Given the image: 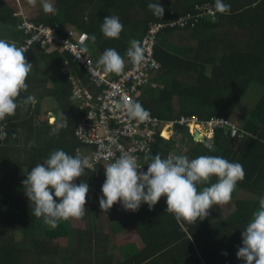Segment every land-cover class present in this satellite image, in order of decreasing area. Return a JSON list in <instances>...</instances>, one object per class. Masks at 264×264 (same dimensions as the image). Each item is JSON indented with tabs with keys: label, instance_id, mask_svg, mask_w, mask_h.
Instances as JSON below:
<instances>
[{
	"label": "trees",
	"instance_id": "trees-1",
	"mask_svg": "<svg viewBox=\"0 0 264 264\" xmlns=\"http://www.w3.org/2000/svg\"><path fill=\"white\" fill-rule=\"evenodd\" d=\"M150 2L164 7L163 17L149 10ZM214 3L215 0H55V13L42 11L39 16L28 18L34 24L56 28L60 36L69 40L77 42L85 37L82 47L96 60L106 49L113 48L123 57L124 66H128L129 42H142L153 23L165 24L157 33L154 46L164 84H151L150 93L146 92L149 87L142 92L143 107L166 121L182 116L203 122L226 119L244 133L242 138L238 134L231 137L225 128L217 129L209 145L195 142L188 127H176L185 137L183 142L188 139L185 155L190 160L201 155L220 156L243 165L245 178L236 186L241 192L232 193L236 209L216 220L225 207L213 205L207 218L178 223L172 213L166 212L167 198L162 196L151 209L145 204L140 212L111 224L113 234L133 229L144 242L142 248L137 244L120 247L122 260L118 264H246L236 253L242 246L243 228L264 196V89L241 125L232 117L250 88H264V0H224L231 6L230 11L217 12L216 19L203 18L194 26L174 25L196 6ZM110 15L118 16L123 25L119 38H106L101 32L104 18ZM23 20L13 6L0 0V39L17 47L26 44L31 34L19 30ZM191 39L198 40L197 49L187 48ZM25 57L33 68L26 80L27 90L21 91L18 99L35 93L34 101L0 120V133H7L0 136V174L3 172L7 179L0 183V264H93L101 258L103 264H110L112 256H105L109 238L104 236L105 243L95 224L89 232L75 230L69 219L60 221L54 229H43V218L31 214L22 183L26 172L42 163L53 150L63 149L70 155H75L77 149L80 153L86 151L76 136L84 111L71 96L74 80L80 78L89 83V77L68 52H50L34 43ZM155 74L151 76L152 83L158 79ZM50 98L58 104L56 126L50 117L46 118L44 110L43 102ZM178 140L158 136L151 155L159 153L166 158L175 151ZM178 154L184 155L181 150ZM22 166L27 171L19 170ZM101 174V169L88 167L73 181L77 185L89 184L85 207L89 219L94 221L103 215L113 218L122 207L117 202L108 212L100 208L104 183ZM217 179L212 176L207 184L197 185L198 191ZM54 199L59 202V198ZM64 241L69 243L68 248L60 244Z\"/></svg>",
	"mask_w": 264,
	"mask_h": 264
},
{
	"label": "clouds",
	"instance_id": "clouds-1",
	"mask_svg": "<svg viewBox=\"0 0 264 264\" xmlns=\"http://www.w3.org/2000/svg\"><path fill=\"white\" fill-rule=\"evenodd\" d=\"M29 3L35 5L36 0H29ZM214 7L219 13H227L231 8L224 0H215ZM42 8L46 13L57 11L51 0H42ZM148 8L155 16H164L165 10L160 3L150 2ZM122 30L118 16H107L101 24V32L106 38H119ZM95 39L93 35L92 40ZM129 43L126 56L134 65H140L144 59V48L138 40ZM87 51V48L81 49L82 53ZM124 64L123 57L113 48L106 49L97 61V67L107 73H121ZM32 68L23 47L0 39V120L15 115L18 107L26 109L34 101L30 95L18 99L21 91L27 90L26 80ZM119 107L131 119L149 120V111L139 102L123 99ZM3 135L7 133H0ZM144 159L146 172L138 165L137 157L128 151H121L113 162L104 165L106 180L99 200L103 212H108L117 202H121L125 210L137 211L142 203L151 209L165 196L166 212L172 213L178 223H191L207 218L213 205L228 203L237 182L245 178L242 164L220 156L201 155L190 160L186 155L170 153L165 158L157 153L146 155ZM89 166V158L82 156L79 149L75 155L56 149L42 163L26 172L22 183L30 200L32 216L43 218L44 223L53 229L60 221L82 218L87 211L89 184L81 182L77 185L73 181L81 177ZM212 176L217 177V181L198 191L197 185L207 184ZM54 196L59 198V202ZM258 204L251 220L243 228L242 246L236 253L238 259L246 264H264V196L260 197Z\"/></svg>",
	"mask_w": 264,
	"mask_h": 264
},
{
	"label": "built area",
	"instance_id": "built-area-1",
	"mask_svg": "<svg viewBox=\"0 0 264 264\" xmlns=\"http://www.w3.org/2000/svg\"><path fill=\"white\" fill-rule=\"evenodd\" d=\"M216 14L214 4L198 5L193 12L181 16L174 22V25L194 26L203 18L216 19ZM23 19L18 25L19 30L31 34L26 44L20 46L25 49V53L32 44L39 43L42 48L50 52L56 50L68 52L72 55L73 61L87 72L89 83L80 78L74 80L71 100L84 111V117L78 125L76 136L82 145L87 147L86 155H83L89 158L90 169H101L104 174V165L113 162L119 157L121 151H128L137 157L138 165L142 166L143 171L146 172L147 164L144 157L152 154L151 148L158 136L166 139H179L178 141L185 139L183 133L177 131V126L188 127L193 137L199 133L197 127L202 125L213 134L215 130L225 128L230 131L231 137L237 134L240 138L244 136L237 124L226 119L214 118L203 122L194 117L182 116L166 121L145 108L150 113L149 120L140 122L129 118L121 110L119 105L123 99L139 102L143 106L142 92L151 86L152 74L161 69V64L154 56V46L155 37L165 24L153 23L150 32L141 42L144 48V59L141 64L134 65L127 58L128 66H124L123 71L116 74L104 72L102 68L97 67L98 60L81 52L85 37L75 42L60 36L56 28L34 24L25 16ZM166 131L168 136L165 134ZM177 144L179 147L180 143Z\"/></svg>",
	"mask_w": 264,
	"mask_h": 264
},
{
	"label": "rangeland",
	"instance_id": "rangeland-1",
	"mask_svg": "<svg viewBox=\"0 0 264 264\" xmlns=\"http://www.w3.org/2000/svg\"><path fill=\"white\" fill-rule=\"evenodd\" d=\"M5 1H7L11 6H13L18 11L19 15H23L26 18H31L32 16H39L42 13V11H44L43 8H42V0H36L35 5L30 4L29 0H5ZM51 3L55 6V0H51ZM233 37L235 38V35ZM186 44L188 45L187 48H190V49L194 50V49H197V47H198V40L191 39ZM156 75L158 76V79H155V81H153L152 86H154V87H157L159 85L163 86L162 84H164V81L162 80V73L156 72L155 76ZM163 78H165V77H163ZM90 87L92 88L91 84H90ZM263 89L264 88H262L261 85H256V86L254 85V87L250 88L248 94H246L243 97L242 102L237 106L232 119L235 120L236 122H238L241 125L243 119L246 116H248V113L250 112V109L252 108L254 103L262 96L261 94L263 93ZM146 92L150 93V87L146 90ZM32 96H33V98H35V93H33ZM43 105H44V110L47 111L46 118H48V117L52 118L53 115H55L54 125L56 126L57 125V123H56L57 122L56 109L58 108V104L54 100H52L50 98L48 100H45L43 102ZM201 127L203 128V130H201V131L199 130V126L197 127L198 132L206 133L205 130H207V129H205L203 127V125ZM207 131H209V130H207ZM23 139H24V136H23ZM201 139L203 140L204 138H201ZM186 140L188 141L187 138H186ZM186 140H184V142H183V139H181V141H177V143H180V146L177 147L178 144L176 143L175 151L172 154H178L179 151L181 150L182 154L185 155L187 153V151H188V145H189V142H187ZM212 140L213 139H211L210 136H207V138L205 140H203V142H207V144L212 145V142H213ZM176 152H178V153H176ZM21 159L23 160V159H25V157L22 156ZM19 170H21L22 172L27 171L26 168H24L23 166L19 167ZM101 176H102V178H103V180L105 182V180H106L105 173L101 174ZM4 182H7V179H6V176L3 174V172H1V174H0V183H4ZM234 192H236V194H239L241 192V189L239 187H236ZM25 197L28 198L26 195H25ZM235 200H236V197L232 195V198L228 202L227 206H226V204H222V205H224L225 208H224L223 211H221L217 215L216 220L224 219L228 215H230L232 212L235 211V209H236ZM145 204L146 203H142L140 208L137 211L125 210L123 208V206H122L119 210H117L113 214L114 215L113 218H111L108 215H103V216H97L95 221L89 219L90 217L88 215V212L86 211L85 215L82 218H80V219L73 218L72 219V224H73L72 228L75 229V230H83V231L89 232V229H90L91 225L95 224L96 227H97V231L101 235H106V236H108L107 238H111V234L113 233L112 229H111L112 228L111 224L117 222L121 218H124L126 216H131L134 213L140 212L141 209L145 206ZM42 228L46 229V228H50V226L44 224V225H42ZM134 233H136V235H132V237H130V239L138 241V242H140L142 244V246H144L143 245L144 242H142V239L138 235V233L136 231H134ZM126 234H128V233H126ZM39 236L43 237L44 233L42 231H39ZM114 237L117 238L118 235L114 234V236L112 238H114ZM18 238H19V241L22 243V239L20 240V238H21V234L20 233L18 234ZM85 239H86V236H83V241ZM55 243H59V241H55ZM109 243H110V239H109ZM60 244L62 246H65L66 248H68V246H69V243L67 241L60 242ZM109 252H111V254L114 255V258L115 257L118 258V252L115 249L113 250L112 247H111V251L110 250L107 251V256L110 254ZM83 254H87V253H83ZM103 261H104V259L101 258L100 261L96 260L95 263H93V264H103L102 263ZM99 262H101V263H99Z\"/></svg>",
	"mask_w": 264,
	"mask_h": 264
},
{
	"label": "crops",
	"instance_id": "crops-1",
	"mask_svg": "<svg viewBox=\"0 0 264 264\" xmlns=\"http://www.w3.org/2000/svg\"><path fill=\"white\" fill-rule=\"evenodd\" d=\"M128 230L129 229L122 230V231H116V234L118 235L117 238H115V237L112 238L114 236V234L112 233L111 234V238H109L110 239V243H107V241H105L106 239H104V236H106V235H102V238L104 239L105 243H107V246H108L107 250H110L111 251V247H112L113 250L115 249L118 252V258H116V257L114 258V255L111 254V252H109L110 254L108 256H112V258H113V262H111L110 264H118V262L122 259V254L120 252V247L129 246L130 244H133V245L134 244H137L138 247H140V248L143 247L140 242L135 241L133 239H130V237H132V235H136V233H134L133 229H130L129 231ZM126 233H128V234H126ZM105 256H107V255H105ZM83 264H89V263H87L86 261H84Z\"/></svg>",
	"mask_w": 264,
	"mask_h": 264
},
{
	"label": "bare ground",
	"instance_id": "bare-ground-1",
	"mask_svg": "<svg viewBox=\"0 0 264 264\" xmlns=\"http://www.w3.org/2000/svg\"><path fill=\"white\" fill-rule=\"evenodd\" d=\"M53 124H54V122H53ZM199 130L201 131V130H203V128L201 127V126H199ZM206 131V133H201V132H199V141H201V138H204L203 140H205L206 138H207V136H210V138L211 139H213L214 140V136H215V131H214V134H213V132H211L210 130L209 131H207V130H205ZM167 132V131H166ZM167 136H168V132L167 133H165ZM212 140V141H213ZM156 142H157V140H156ZM155 142V143H156ZM154 143V144H155ZM153 144V145H154ZM86 152H87V148H86V151L84 152V153H80L82 156H84V155H86ZM84 154V155H83Z\"/></svg>",
	"mask_w": 264,
	"mask_h": 264
},
{
	"label": "water",
	"instance_id": "water-1",
	"mask_svg": "<svg viewBox=\"0 0 264 264\" xmlns=\"http://www.w3.org/2000/svg\"><path fill=\"white\" fill-rule=\"evenodd\" d=\"M51 123H53V122H55V115H53V117L51 118ZM194 140L195 141H199V133H196L195 135H194ZM201 141H202V139H201ZM201 141H199V142H201Z\"/></svg>",
	"mask_w": 264,
	"mask_h": 264
}]
</instances>
